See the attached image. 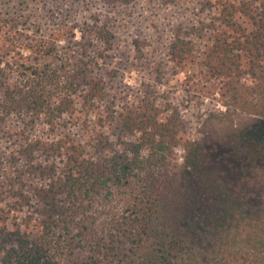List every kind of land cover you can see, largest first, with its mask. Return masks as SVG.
<instances>
[{
  "label": "trees",
  "instance_id": "obj_1",
  "mask_svg": "<svg viewBox=\"0 0 264 264\" xmlns=\"http://www.w3.org/2000/svg\"><path fill=\"white\" fill-rule=\"evenodd\" d=\"M96 1L46 9L47 30L0 19V264H264V0H217L203 66L224 110L193 136L151 92L117 106L107 11L133 0ZM200 33L174 24L168 60Z\"/></svg>",
  "mask_w": 264,
  "mask_h": 264
},
{
  "label": "rangeland",
  "instance_id": "obj_2",
  "mask_svg": "<svg viewBox=\"0 0 264 264\" xmlns=\"http://www.w3.org/2000/svg\"><path fill=\"white\" fill-rule=\"evenodd\" d=\"M230 1L238 3L240 0ZM75 3L79 5H71L70 0H0V19H5L6 14L21 13L47 30L51 23H57V19L67 21L99 10L96 0ZM68 8L70 11L65 16ZM46 9L59 10L57 19H51L50 23V19L44 16ZM218 12L217 0H133L127 6L108 10L107 17L120 40L119 51L111 63L117 74L111 93L117 106H121L125 98L132 99L136 93L151 92L156 104L166 114L177 112L189 123L191 136L197 118L212 111H223L222 82L207 73L203 66ZM178 23L201 30L200 35L191 38L192 51L181 66L167 58L171 28ZM136 40L142 43L146 54L142 59H137L132 50V42ZM5 122L11 125L15 121L8 118ZM37 129L35 134L46 131ZM88 130H93V126ZM71 131L76 133L77 130ZM77 134L81 135L82 131ZM1 146H4L2 142Z\"/></svg>",
  "mask_w": 264,
  "mask_h": 264
}]
</instances>
